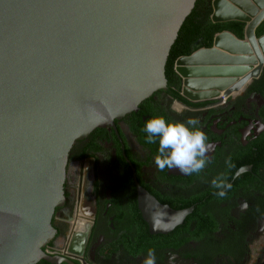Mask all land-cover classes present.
Wrapping results in <instances>:
<instances>
[{"label": "water", "instance_id": "95a60500", "mask_svg": "<svg viewBox=\"0 0 264 264\" xmlns=\"http://www.w3.org/2000/svg\"><path fill=\"white\" fill-rule=\"evenodd\" d=\"M195 2L0 0V264L64 261L46 245L72 146L95 128L116 129L115 120L168 89L169 51ZM211 7L214 23L243 22V37L220 31L211 47L198 39L175 60L180 95L191 103L239 95L264 66V33H255L264 0ZM137 192L143 218L148 210L174 215L146 207L152 198L138 184Z\"/></svg>", "mask_w": 264, "mask_h": 264}, {"label": "flooded vegetation", "instance_id": "af4514ba", "mask_svg": "<svg viewBox=\"0 0 264 264\" xmlns=\"http://www.w3.org/2000/svg\"><path fill=\"white\" fill-rule=\"evenodd\" d=\"M173 101L168 89L155 91L115 120L116 129L95 128L72 146L74 156L88 155L68 162L64 203L53 215L56 232L46 247L60 264H144L150 250L156 264H264V66L237 96L181 108ZM156 115L198 121L213 145L200 174L157 168L158 143L147 144L144 131ZM222 174L232 184L223 198L212 187ZM137 184L153 199L146 207L174 215L148 210L143 218ZM81 193L91 218L67 245V220Z\"/></svg>", "mask_w": 264, "mask_h": 264}, {"label": "clouds", "instance_id": "9594fccd", "mask_svg": "<svg viewBox=\"0 0 264 264\" xmlns=\"http://www.w3.org/2000/svg\"><path fill=\"white\" fill-rule=\"evenodd\" d=\"M197 124L198 121L194 118L184 122L169 121L163 115L153 116L146 121V143H158V154L154 162L160 171L175 168L182 174L191 176L200 174L206 167L209 163L206 153L213 150V145L207 143V136ZM228 167H233L230 159ZM212 187L218 189L215 194L223 198L232 184L222 174L212 181ZM144 264H156L154 250L148 252Z\"/></svg>", "mask_w": 264, "mask_h": 264}, {"label": "trees", "instance_id": "16d2710c", "mask_svg": "<svg viewBox=\"0 0 264 264\" xmlns=\"http://www.w3.org/2000/svg\"><path fill=\"white\" fill-rule=\"evenodd\" d=\"M211 1L212 0H196L192 11L185 18L179 29L177 38L171 46L165 65V76L167 78L168 93L171 96V99L178 100L184 104L198 105L202 104L203 102L191 103L180 95V78L174 71L175 60L181 55L190 54L194 50L193 44L198 39H201L203 46L211 47L213 36L220 31L228 30L238 38L243 37V22L228 21L214 23L210 20V14L212 12ZM255 33L257 36L264 33V20L256 28ZM79 142L80 140L76 141L74 145L78 144ZM72 148L69 153L68 162H71L73 159L77 160L88 155V153L85 152L80 156H74L72 154ZM36 264L50 263L40 260Z\"/></svg>", "mask_w": 264, "mask_h": 264}, {"label": "built area", "instance_id": "2783aa9c", "mask_svg": "<svg viewBox=\"0 0 264 264\" xmlns=\"http://www.w3.org/2000/svg\"><path fill=\"white\" fill-rule=\"evenodd\" d=\"M173 105L177 108H181L183 106V104L178 102V100H174ZM90 218H91L90 215L85 211L84 206H83L82 193L78 197L76 195V204L74 207L72 217L67 220L68 224L70 226L69 227L70 232L67 235V241H66L67 245H68L70 239L72 238L74 229L76 227H81L82 225H85L86 223H88L90 221ZM67 245L65 246V249H66ZM62 251H63V249H62ZM65 252H68V250L66 249Z\"/></svg>", "mask_w": 264, "mask_h": 264}, {"label": "rangeland", "instance_id": "374dc122", "mask_svg": "<svg viewBox=\"0 0 264 264\" xmlns=\"http://www.w3.org/2000/svg\"><path fill=\"white\" fill-rule=\"evenodd\" d=\"M66 171H73V166L72 164H67V170Z\"/></svg>", "mask_w": 264, "mask_h": 264}, {"label": "bare ground", "instance_id": "6f19581e", "mask_svg": "<svg viewBox=\"0 0 264 264\" xmlns=\"http://www.w3.org/2000/svg\"><path fill=\"white\" fill-rule=\"evenodd\" d=\"M234 94H235V92H234ZM84 227V226H83ZM85 230V229H84ZM85 235V234H84ZM77 236V235H76ZM79 236V235H78Z\"/></svg>", "mask_w": 264, "mask_h": 264}]
</instances>
